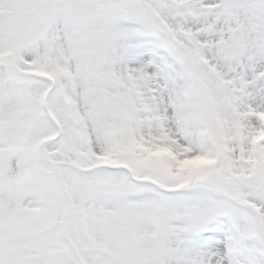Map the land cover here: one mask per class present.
<instances>
[{"label":"snow or ice","instance_id":"1","mask_svg":"<svg viewBox=\"0 0 264 264\" xmlns=\"http://www.w3.org/2000/svg\"><path fill=\"white\" fill-rule=\"evenodd\" d=\"M0 264H264V0H0Z\"/></svg>","mask_w":264,"mask_h":264}]
</instances>
